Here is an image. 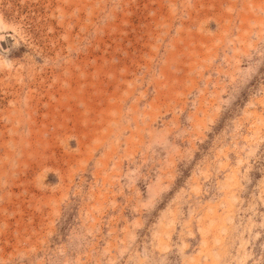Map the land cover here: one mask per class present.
I'll list each match as a JSON object with an SVG mask.
<instances>
[{
  "label": "rangeland",
  "instance_id": "obj_1",
  "mask_svg": "<svg viewBox=\"0 0 264 264\" xmlns=\"http://www.w3.org/2000/svg\"><path fill=\"white\" fill-rule=\"evenodd\" d=\"M0 264H264V0H0Z\"/></svg>",
  "mask_w": 264,
  "mask_h": 264
}]
</instances>
